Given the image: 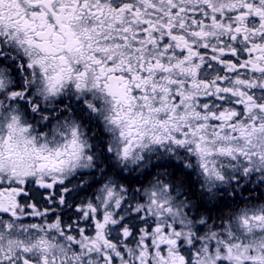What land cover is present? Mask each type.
I'll use <instances>...</instances> for the list:
<instances>
[{"label": "snow or ice", "instance_id": "snow-or-ice-1", "mask_svg": "<svg viewBox=\"0 0 264 264\" xmlns=\"http://www.w3.org/2000/svg\"><path fill=\"white\" fill-rule=\"evenodd\" d=\"M0 264H264V0H0Z\"/></svg>", "mask_w": 264, "mask_h": 264}]
</instances>
